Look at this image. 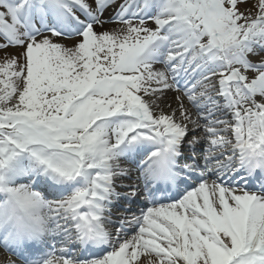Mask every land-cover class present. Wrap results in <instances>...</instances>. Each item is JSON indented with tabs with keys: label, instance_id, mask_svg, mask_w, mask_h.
Here are the masks:
<instances>
[{
	"label": "snow or ice",
	"instance_id": "1",
	"mask_svg": "<svg viewBox=\"0 0 264 264\" xmlns=\"http://www.w3.org/2000/svg\"><path fill=\"white\" fill-rule=\"evenodd\" d=\"M0 248L264 264V0H0Z\"/></svg>",
	"mask_w": 264,
	"mask_h": 264
},
{
	"label": "clouds",
	"instance_id": "2",
	"mask_svg": "<svg viewBox=\"0 0 264 264\" xmlns=\"http://www.w3.org/2000/svg\"><path fill=\"white\" fill-rule=\"evenodd\" d=\"M39 215L46 220V210H41ZM22 227V226H21Z\"/></svg>",
	"mask_w": 264,
	"mask_h": 264
},
{
	"label": "bare ground",
	"instance_id": "3",
	"mask_svg": "<svg viewBox=\"0 0 264 264\" xmlns=\"http://www.w3.org/2000/svg\"><path fill=\"white\" fill-rule=\"evenodd\" d=\"M174 95V93H169V97H171V96H173Z\"/></svg>",
	"mask_w": 264,
	"mask_h": 264
}]
</instances>
